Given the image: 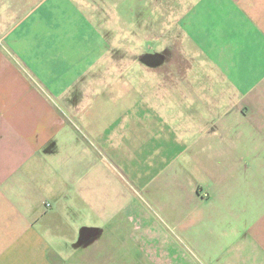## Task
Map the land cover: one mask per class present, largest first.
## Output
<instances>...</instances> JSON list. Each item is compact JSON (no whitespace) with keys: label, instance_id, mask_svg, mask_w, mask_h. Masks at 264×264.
Here are the masks:
<instances>
[{"label":"crops","instance_id":"0c3cea01","mask_svg":"<svg viewBox=\"0 0 264 264\" xmlns=\"http://www.w3.org/2000/svg\"><path fill=\"white\" fill-rule=\"evenodd\" d=\"M130 1L0 0V264H264V0Z\"/></svg>","mask_w":264,"mask_h":264},{"label":"rangeland","instance_id":"374dc122","mask_svg":"<svg viewBox=\"0 0 264 264\" xmlns=\"http://www.w3.org/2000/svg\"><path fill=\"white\" fill-rule=\"evenodd\" d=\"M138 8L140 9L139 15H145V22L128 23V37L122 38L123 43H121L120 38L114 39V47L117 49L123 47L124 49V45L127 44L128 53H118L119 51L115 52L114 50V53L111 54V56H113L111 60L119 66L120 62L129 63V69L123 71V73L120 68L118 70H113L112 73L114 76H119L121 73L123 77L137 79L139 74V70L136 69L137 62L145 61L151 64L154 62V57L157 58V60L167 57L170 51V45L175 46V44H177L180 46L179 38H182L183 33L181 28L176 26L177 22L175 21L179 20L181 15H169L168 4H165L162 5L161 15L153 19L152 3H144L142 5L141 3H137L136 0H131L129 4L130 18L132 15L133 18L138 15V12L136 13ZM175 18L177 19L175 20ZM119 26V23L114 21L113 27L118 28ZM141 30H143V32H141ZM174 35H176V37ZM125 40L127 43H124Z\"/></svg>","mask_w":264,"mask_h":264}]
</instances>
